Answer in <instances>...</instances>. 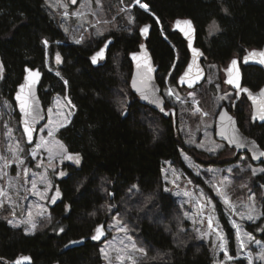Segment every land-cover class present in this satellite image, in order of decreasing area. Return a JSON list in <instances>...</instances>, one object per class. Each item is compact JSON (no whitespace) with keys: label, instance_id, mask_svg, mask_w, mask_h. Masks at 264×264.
I'll use <instances>...</instances> for the list:
<instances>
[{"label":"trees","instance_id":"16d2710c","mask_svg":"<svg viewBox=\"0 0 264 264\" xmlns=\"http://www.w3.org/2000/svg\"><path fill=\"white\" fill-rule=\"evenodd\" d=\"M119 1L104 0L106 9L112 11ZM135 2L127 0L128 7ZM142 2L150 12L134 7L132 14L137 26L152 24L146 43L159 66L157 79L162 90L164 79L174 73L172 83H176L190 60L186 41L173 31V23L179 18H190L195 23L197 45L207 55L205 63L226 66L233 58L264 48V0ZM214 20H218L222 32L207 42V28ZM107 39L113 43L106 60L93 63L91 58ZM143 42L138 30H119L100 41L71 43L51 19L45 0H0V97L14 100L25 70L40 68L44 72L40 88L44 106H50L57 95L68 96L75 106L71 123L58 137L68 153H78L82 158L80 166L64 163L61 171L66 176L54 177L55 203L51 199L49 204L51 224L31 236L0 218V264H12L26 255L32 257L33 264H104L102 243L88 241L69 251L65 246L73 240L90 238L97 227L107 225L112 205H116L114 213L137 242L149 250L140 264H215L208 245L185 231L188 222L183 211L164 186V163L171 161L185 169L182 151L195 153L185 145L173 117L166 119L141 104L131 88L134 68L130 56ZM48 59L54 62L58 75L48 70ZM243 74L244 85L251 90L259 91L264 86V71L260 68H243ZM235 99L236 94L231 108ZM251 111L245 96L236 109H231L241 130L264 149V125L252 123ZM256 182L264 187V175ZM223 222L229 239H234L227 220ZM260 225L247 228L264 242V225L258 229Z\"/></svg>","mask_w":264,"mask_h":264},{"label":"rangeland","instance_id":"374dc122","mask_svg":"<svg viewBox=\"0 0 264 264\" xmlns=\"http://www.w3.org/2000/svg\"><path fill=\"white\" fill-rule=\"evenodd\" d=\"M45 1L51 19L71 43L81 39L79 44L82 45L100 41L119 30L133 33L135 30L140 32L142 28V25L137 26L132 14L134 7L143 10L137 2L128 7L127 0H120L112 11H108L104 0H99V3L97 0H76L75 4L71 0ZM140 2L143 3L142 0ZM144 11L150 12V9ZM221 32L218 20L212 21L205 41L211 42ZM55 63L58 64L56 58ZM228 64L220 66L207 61L206 83L194 91L180 88L179 77L176 83H172L174 73L164 79L163 95L169 102V108L178 111L180 135L187 148L195 153L191 155L182 151L185 169L171 161L164 163V186L183 211L188 222L185 231L192 232L198 241L208 245L215 264H264L260 259L264 242L247 228L261 223L258 227L261 229L264 225V187L256 182L264 175L259 171L264 166L255 165L250 155H240L216 138L217 116L223 107L231 109L235 97V92L224 82V70ZM47 68L58 75L51 59H48ZM169 89L173 93L171 96L168 95ZM74 114L75 106L68 96H55L47 107V123L39 130L35 144L28 146L14 100L5 95L0 97V218L14 229L23 228L27 235H35L44 225L52 223L49 204L56 196L54 177L66 176L61 171L62 165L69 162L80 166L82 163L81 157L79 164L62 159L63 150L59 147L66 145L58 133L71 123ZM49 132L52 135H48ZM42 138L44 144H41ZM253 169L257 170L255 175ZM61 172L65 175L61 176ZM115 210L116 205L109 207V238L101 246L106 252H101L104 264H140L149 250L137 242L130 228L114 213ZM29 212L36 224L35 229L23 222L28 219ZM249 215L253 219H248ZM223 219L232 229L234 239H229ZM249 236L259 243L249 240ZM138 249H143L146 255ZM228 256L234 259L229 260ZM249 256L252 257L251 262L247 259Z\"/></svg>","mask_w":264,"mask_h":264},{"label":"water","instance_id":"95a60500","mask_svg":"<svg viewBox=\"0 0 264 264\" xmlns=\"http://www.w3.org/2000/svg\"><path fill=\"white\" fill-rule=\"evenodd\" d=\"M185 20H190L192 22L191 28L194 31H191V39L189 36L185 35L186 31H189L188 26L183 24L182 22ZM177 21H181L179 25H177ZM145 25H149V31L147 34L143 33L140 30V34L144 40L143 44L140 46L138 52H134L131 54L130 59L133 64V75L131 79V88L133 93L139 98L141 104L147 106L154 111L162 114L166 119L173 117L175 125H177V110L167 109V102L163 95V90L158 83V73L159 66L156 65L153 56L148 49L147 41L150 38L152 32V24L148 23ZM143 25L142 28L145 26ZM141 28V29H142ZM173 31L179 33L182 38L186 41L188 50L190 52V60L188 65L186 66L184 72L178 78V86L182 89H187L190 91H194L197 88L203 86L207 80V70L205 67V61L207 60V55L204 50L197 45V28L195 23L190 18H179L173 23ZM110 41V43H109ZM113 43L112 39L107 40L105 45L101 48L104 49V56L102 59L98 58L97 62L105 61L110 50L111 44ZM143 46V47H142ZM194 50H196L194 52ZM261 52L264 51L262 49H254L249 52L243 58H233L227 68L224 70L225 73V84L229 86L236 94V99L233 103L231 109H236L238 103L245 96L252 108L251 121L253 124L264 125V120L259 119V112L262 110V105H264V86L259 91H253L249 87L244 85V74L243 68L247 67H257L264 71V64H261L259 60L261 59L259 56H251L252 52ZM245 57H248L247 62H245ZM233 61H236V64L233 65ZM191 66V68L189 67ZM151 68L152 71L149 72L148 68ZM29 70L40 72V76L38 81L35 84L31 83V78L29 77ZM183 77V80L181 79ZM44 79V72L40 69H32L27 68L25 70L24 80L21 85H25L23 91L21 90V85L18 86L15 94H14V102L16 104L17 112L20 116V123L22 132L24 134L26 144L28 146H33L37 140V136L39 130L47 123L48 115L47 108L44 106L41 96H40V88L42 86V82ZM229 79L237 80L240 87L237 88L235 83H228ZM135 81V87L133 86V82ZM140 89L146 95H148V99L145 100L142 95ZM243 89H248V92L243 91ZM251 93V95L249 94ZM20 96L21 99H25L28 105V111L30 113L29 116L25 115V112L21 109V99H17ZM131 102H129V107ZM231 109L228 107H223L216 119V138L219 142L225 143L230 149L235 150L240 155H250L252 161L255 165H263L264 157H260L259 159H255L253 155V147L255 146L257 154L264 149L259 145V143L246 135L240 128L237 118L232 114ZM129 114V111L125 113V117ZM33 117L35 119L33 120ZM255 117V118H254ZM230 118V119H229ZM25 120H28L29 126L31 129V139H29V133L25 130ZM223 133V134H221ZM236 138L242 141L245 144V147H238L235 143H231L230 139ZM254 142V145H253ZM102 231L104 235L100 237L98 240H93L92 237L96 235V232L90 238H84L81 240H73L77 243H72L70 241L65 246V251H69L71 249L79 248L85 245L86 242H96L103 243L109 238V232L107 230V225L102 224ZM99 226V227H100ZM22 257H29L30 260H22ZM17 258L12 264H15L17 260H20V264H33V259L30 255L22 256ZM54 264H62L60 262Z\"/></svg>","mask_w":264,"mask_h":264},{"label":"snow or ice","instance_id":"6c2138e0","mask_svg":"<svg viewBox=\"0 0 264 264\" xmlns=\"http://www.w3.org/2000/svg\"><path fill=\"white\" fill-rule=\"evenodd\" d=\"M136 2H137V4H140V6H141L142 8H145V9L147 8V5H146V4H141L140 0H136ZM71 3L75 4V3H76V0H71ZM97 3H99V0H97ZM224 11L227 12V9H224ZM65 14H67V13H65ZM79 15H80V13H77V16H79ZM180 23H181V21H177V25H179ZM182 23L188 26L189 31H186V32H185V35L189 36V39H191V31H194V29L191 28L192 22H191L190 20H185V21H183ZM213 23L215 24V22H213ZM149 27H150L149 25H145V26L141 29V31H142L143 33L147 34L148 31H149ZM217 27H218V26H217ZM65 31H67V29H65ZM75 42H76L77 44H79V43H81V39H76ZM44 43L47 44L48 42H47V41H44ZM109 43H110V41H109ZM105 47H107V45H105ZM142 47H143V46H142ZM195 51H196V50H194V52H195ZM250 55H251V56H259V57L261 58V59L259 60V62H260L261 64H264V51H261V52H255V51H254V52L250 53ZM103 56H104V49H101L100 51H98V52H97V53L91 58V59H92V62H93V63H96L97 60H98V58L102 59ZM56 59H57V62L59 63V62H60L59 54H57ZM247 60H248V57H245V62H247ZM232 63H233V65H235V64H236V61H233ZM189 67L191 68V66H189ZM148 71L151 72L152 69L149 67V68H148ZM0 72H2V65H0ZM57 74H58V73H57ZM39 76H40V72H39L38 70H36V71L29 70V77L31 78V83H32V84H35V83L38 81ZM181 79L183 80V77H182ZM65 83H67V81H65ZM228 83H235V85H236L237 88L240 87V85H239V83H238L237 80L229 79ZM133 86L135 87V81L133 82ZM24 87H25V85H21V90H22V91H23ZM138 91H141V90L138 89ZM243 91L248 92L249 90H248V89H243ZM262 92H264V90H262ZM249 94L251 95V93H249ZM141 95H142V97H143L145 100L148 99V95H146L143 91H141ZM168 95H169V96L173 95L171 89L168 90ZM17 99H21V97L18 96ZM69 103H70V101H69ZM21 109H22V111L25 112V115H26V116H29V115H30V113H29V111H28V105H27V102H26L25 99H21ZM49 111H51V110H49ZM205 115H207V113H205ZM254 118H255V117H254ZM34 119H35V117H33V120H34ZM229 119H230V118H229ZM259 119L264 120V105H262V110L259 112ZM25 130L28 131V133H29V139H31V129H30V126H29V122H28V120H25ZM221 134H223V133H221ZM48 135H52V133L49 132ZM230 142H231V143H235L238 147H245V144H244L242 141H240V140H238V139H236V138H232V139H230ZM44 143H45V141H44L43 138H42V139H41V144H44ZM253 145H254V142H253ZM40 146H41V145H37V147H40ZM59 147L63 150L62 153H61L62 159H63V158H66V159H68V160H72V161H74L76 164H79V162H80V157H79V154H78V153H76V154H70V153H68L67 148L64 147L62 144L59 145ZM49 151H51V150H49ZM253 155H254V158H255V159H259L260 157H264V151H261V152H259V153L257 154L256 148H255V146H254V147H253ZM49 158L51 159V156H50ZM259 171H260V172H264V168L259 169ZM256 172H257V170H256V169H253V175H255ZM60 175L63 176V175H65V173L61 172ZM32 186H33V188H35V186H36V185H35V182H33V185H32ZM133 187L135 188L136 186L134 185ZM0 191H2V190H0ZM57 195H59V190H58V189H57ZM52 202L55 203V197L52 198ZM225 203H228V201L225 200ZM0 206H2V201H0ZM233 207H234V206H233ZM31 217H32V213L29 212V213H28V219H27L26 221H23V222H24V223H28V224H30V225H31V228H32V229H35L36 224L32 221ZM247 218H248V219H253V217H252L251 215H249ZM209 223H211V221H209ZM14 226H16V225H14ZM102 227H103V226H100V227H97V228H96V230H95V231H96V235H94V236L92 237L93 240H98V239H100V237H101L102 235H104V233H103V231H102ZM60 231H63V229L61 228ZM124 231H127V230L124 229ZM220 239L223 240V237L221 236ZM249 240H251V241H253V242H256V241H254V238L251 237V236H249ZM72 243H77V242H76V241H72ZM256 243H259V242H256ZM221 247H224V245L222 244ZM138 251H140L142 254H145V255H146V253H144V250H143V249H138ZM101 252H105V249H101ZM105 254H106V252H105ZM21 259H22V260H30L29 257H22ZM228 259H229V260H233L234 257H232V256H228ZM247 259L251 262L252 257L249 256V257H247ZM260 259H261V260H264V249L261 250ZM15 264H20V260H17V261L15 262Z\"/></svg>","mask_w":264,"mask_h":264},{"label":"bare ground","instance_id":"6f19581e","mask_svg":"<svg viewBox=\"0 0 264 264\" xmlns=\"http://www.w3.org/2000/svg\"><path fill=\"white\" fill-rule=\"evenodd\" d=\"M141 4H145V3H141ZM149 7V6H148ZM142 8V7H141ZM145 8H143V10H144ZM147 10V9H146Z\"/></svg>","mask_w":264,"mask_h":264}]
</instances>
